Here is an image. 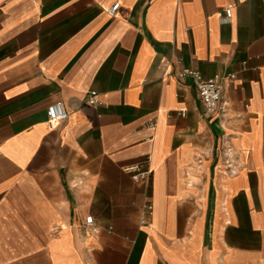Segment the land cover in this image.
<instances>
[{"label": "crops", "instance_id": "crops-1", "mask_svg": "<svg viewBox=\"0 0 264 264\" xmlns=\"http://www.w3.org/2000/svg\"><path fill=\"white\" fill-rule=\"evenodd\" d=\"M0 152V264H264V0H0Z\"/></svg>", "mask_w": 264, "mask_h": 264}, {"label": "built area", "instance_id": "built-area-1", "mask_svg": "<svg viewBox=\"0 0 264 264\" xmlns=\"http://www.w3.org/2000/svg\"><path fill=\"white\" fill-rule=\"evenodd\" d=\"M120 8L121 3L116 2L108 9V13L111 16H115ZM178 65L180 66V68L178 69L176 76L180 81H184L186 78H191L193 80L206 115L216 116L218 118L224 119L228 115L229 111L228 101L224 97L225 82L232 81L235 78V75L222 77L221 75L217 74L213 75L210 78H206L199 71L182 66L181 61H178ZM86 100L91 105H97V92L91 91L90 93H88ZM47 116L48 121L51 124L62 123L69 118L67 110L60 102L54 103L47 108ZM223 152L227 155L230 153V150L226 147ZM227 158H229V156H227ZM226 165L229 170L233 168V163L230 159H227ZM132 176L136 182H140L149 179L150 173L145 170H140V167H138L133 171ZM147 211L151 215V205H147ZM85 227L92 233L97 231L92 216L86 217Z\"/></svg>", "mask_w": 264, "mask_h": 264}]
</instances>
